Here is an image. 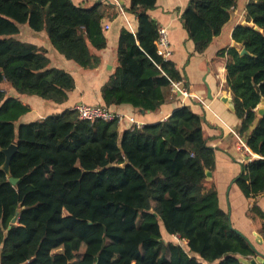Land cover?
I'll list each match as a JSON object with an SVG mask.
<instances>
[{"label": "trees", "instance_id": "1", "mask_svg": "<svg viewBox=\"0 0 264 264\" xmlns=\"http://www.w3.org/2000/svg\"><path fill=\"white\" fill-rule=\"evenodd\" d=\"M239 1H189L181 22L194 55L223 34ZM157 4L130 0L126 12L138 29L128 23L121 29L119 65L102 89V106L156 112L178 95L171 81L185 82V76L158 53L160 24L151 14ZM118 16L110 0L92 7L0 0V264H245L240 257L259 253L220 206L216 185L208 186L217 150L205 131L206 114L193 109L207 112L198 99L142 126L87 121L74 109L24 120L31 107L23 96L64 104L76 83L51 67L45 49L19 39L21 27L46 32L66 59L96 69L101 58L93 50L108 48L105 23ZM244 19L232 31L235 45L217 57L225 61L238 134L251 151L234 183L256 199L264 193V0H249ZM12 144L18 150L8 175L4 150ZM248 215L261 223L264 238V209L255 202ZM166 225L186 244L166 240Z\"/></svg>", "mask_w": 264, "mask_h": 264}, {"label": "crops", "instance_id": "2", "mask_svg": "<svg viewBox=\"0 0 264 264\" xmlns=\"http://www.w3.org/2000/svg\"><path fill=\"white\" fill-rule=\"evenodd\" d=\"M100 0H73L76 5L92 7ZM190 0H158L156 9L151 14L169 31L172 57L176 68L185 76L183 82L192 94L207 101L210 108L205 109L194 104L193 109L199 114H206L208 123L205 124L206 133L213 139L211 144L216 148V168L212 177L208 178V186L214 184L218 189L220 206L230 214L233 226L252 241L256 250L264 254V238L261 234V223L253 220L249 215V209L257 202L264 209V193L256 199H248L244 196L234 179L241 173V161L243 157L251 155V151L245 143L239 146V141L234 132L238 134L241 122L224 101H234V95L226 83L225 61L217 57L218 51L226 46L235 45L232 39V31L239 24H246L244 19L245 8L249 0H241L235 10L230 30H224L223 34L216 38L208 51L202 55L194 53V43L189 39L188 33L181 22V15L188 6ZM117 6L119 16L113 20H107L105 30L108 38V48L104 51H95L101 58V64L96 69L81 68L74 61L66 59L51 44L46 32H35L28 25L21 27L19 39L23 42L34 44L40 49H45L51 59V67H57L69 72L75 79L76 87L70 93L69 99L64 104H55L43 100L37 96H23L24 103L31 107V112L24 117L29 122L43 119L49 115L59 114L66 109H74L79 103L90 105H104L102 89L110 80L118 67V46L120 32L127 20L130 21L134 32L138 29V21L126 12L130 0H118ZM115 11V9H112ZM122 11L127 16L124 17ZM209 89L212 91V99H209ZM17 94V93H12ZM189 102L180 94L173 101L162 105L156 112H143L134 109L131 105L113 106L110 109L120 115L134 118L141 125L156 123L167 119L176 109ZM128 124L134 125L129 120ZM238 140V141H237ZM244 140V139H243ZM185 244H186V240ZM247 264L252 259L263 261L258 256L240 257Z\"/></svg>", "mask_w": 264, "mask_h": 264}, {"label": "built area", "instance_id": "3", "mask_svg": "<svg viewBox=\"0 0 264 264\" xmlns=\"http://www.w3.org/2000/svg\"><path fill=\"white\" fill-rule=\"evenodd\" d=\"M112 2H115L119 5L118 0H110ZM124 17H126V20L128 19L125 13L122 11ZM127 23L129 27L132 29L130 21L127 20ZM110 26L106 25L105 29H109ZM158 53L160 56L164 58V60L169 61L172 57V49H171V42L169 37V31L166 27L160 26L159 28V36L156 41ZM172 82V90L175 94H180L184 98H196L199 101H201L205 107L210 108V105L207 103L206 100L200 98L199 96L192 94L187 86L181 82V81H171ZM74 110L77 111L80 118L87 120V121H96V120H105V121H111L115 119H119L120 121H130L134 125L142 126L141 124L137 123L134 118H129L127 116H123L120 114H117L113 112L112 110L102 106V105H90L86 103H79L74 107ZM235 137L241 142L245 143L244 140L234 132ZM178 239L180 238L178 235H174ZM181 240H185L180 238Z\"/></svg>", "mask_w": 264, "mask_h": 264}, {"label": "water", "instance_id": "4", "mask_svg": "<svg viewBox=\"0 0 264 264\" xmlns=\"http://www.w3.org/2000/svg\"><path fill=\"white\" fill-rule=\"evenodd\" d=\"M242 53L246 54L247 50L244 49L242 51ZM212 98H213L212 91H211V89H209V99H212ZM224 101L227 102L230 105V108L235 111L234 101L226 99V98L224 99ZM142 111L145 112L144 110H142ZM259 114L262 116L264 115V101L262 103V106L259 109ZM244 142L246 144V140H244ZM17 150H18V146L16 144H12L8 149L4 150V152L6 154V162L3 166V169L7 172L8 175H10V173H11L10 164H11L12 158H13L14 154L17 152ZM207 175H208V178H211L212 172L208 171ZM10 179H11V182L14 184H16L18 182V179H16V178L11 177ZM17 219H18V216H16L14 218L13 222H16ZM259 256L263 261L258 260V259H252V260L248 261L247 264H264V254L259 253Z\"/></svg>", "mask_w": 264, "mask_h": 264}, {"label": "rangeland", "instance_id": "5", "mask_svg": "<svg viewBox=\"0 0 264 264\" xmlns=\"http://www.w3.org/2000/svg\"><path fill=\"white\" fill-rule=\"evenodd\" d=\"M244 1H246V0H241L240 2H241V5H243V2ZM235 23V21H233V19H232V21L225 27V32H226V30H230V28H231V26H232V24H234ZM7 92H8V94H10L11 92H12V90H10L9 88H7ZM238 141V140H237ZM237 144L239 145V146H243L242 145V143L240 142V141H238L237 142ZM5 213L6 212H3L2 213V215L5 217ZM8 214V213H7ZM168 225H166V227L164 228V235H165V238H166V240H169L168 238H170V239H172V240H174L176 243H179V244H183V245H185V241L184 240H181L180 238L178 239L177 237H175L174 235H171V233H170V230H169V228L167 227Z\"/></svg>", "mask_w": 264, "mask_h": 264}]
</instances>
